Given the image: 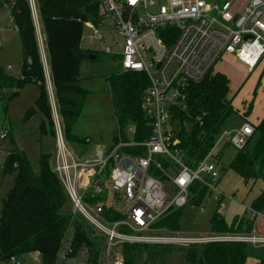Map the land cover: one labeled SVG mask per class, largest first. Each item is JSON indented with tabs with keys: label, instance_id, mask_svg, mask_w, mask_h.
<instances>
[{
	"label": "built area",
	"instance_id": "obj_1",
	"mask_svg": "<svg viewBox=\"0 0 264 264\" xmlns=\"http://www.w3.org/2000/svg\"><path fill=\"white\" fill-rule=\"evenodd\" d=\"M27 1L40 41L38 1ZM0 8L9 10V23L14 24L9 1L0 0ZM98 18L97 25L85 23L93 32L90 40L102 42L98 26H107L109 34L114 33L112 43L121 40L123 71L142 73L149 81L142 110L150 135L143 143L120 140L91 156L77 157L68 147L51 97L57 146L53 169L73 207L72 224L53 264H125L126 244L187 247L241 242L264 246V238L254 230L248 235L186 238L154 227L169 210L188 205L189 189L195 182L218 194L221 166L217 148L226 142L236 151L243 150L253 135L249 123L224 132L209 155L191 170L179 160L183 152L178 148L171 108L182 106L188 87L216 73L227 56L249 70L260 65L264 58V0H98ZM4 31L0 21V46L6 43ZM105 51L111 54L110 48ZM6 136L2 132L0 140ZM132 147H142L144 155L124 152ZM88 195L105 201L88 202ZM119 203L125 204L127 213L118 209ZM108 205L123 217L116 221L105 217ZM217 211L226 215L223 204ZM76 222L86 227V239H80ZM29 256H34L35 264H44L39 252L0 258V264H26Z\"/></svg>",
	"mask_w": 264,
	"mask_h": 264
},
{
	"label": "trees",
	"instance_id": "obj_2",
	"mask_svg": "<svg viewBox=\"0 0 264 264\" xmlns=\"http://www.w3.org/2000/svg\"><path fill=\"white\" fill-rule=\"evenodd\" d=\"M8 1L14 19L13 27L18 31L22 43V64L19 78L0 71V101L6 100L8 91H12L11 99L17 97L26 85H38L41 94L37 109L42 115L39 130L41 134H47L46 124L53 125V113L36 25L27 0ZM37 1L53 96L68 142L72 140L73 126L80 118L86 102L87 93L81 86L82 67L99 59L97 52L82 47L85 23L98 24V0ZM91 56L95 58L90 59ZM108 81L117 124L114 144L130 139L136 143L145 142L150 135L148 121L142 110L149 86L146 75L121 69L111 74ZM229 85L226 75L213 73L203 82L188 87L182 106L171 108L172 122L177 128L178 148L183 152V162L191 170H195L209 155L224 132L234 128L236 120H242L232 105ZM252 126L253 135L243 150L236 151L229 168L245 183L256 180L264 182V118ZM132 128L135 129L129 135ZM51 133L55 136L54 130ZM124 152L144 155L142 147L128 148ZM4 171L15 174V181L3 201L0 258L22 257L39 252L44 264H53L63 236L72 224L73 212L67 208L71 202L53 169L50 157L41 156L40 170L36 174L26 154L14 150L5 160ZM189 192V202L185 208H201L213 195L199 181L190 187ZM219 199L218 208L222 204ZM87 200L93 203L105 201L92 195H88ZM185 208L169 210L154 227L179 233ZM251 210L256 215L264 212V190L253 202ZM103 214L111 221L123 217L109 205L105 206ZM75 228L80 233V239H86L83 232L86 227L76 222ZM253 230L254 220L247 219L246 214L227 223L217 211L211 219L213 236L248 235ZM247 246L241 242H211L187 247L126 244L123 246V255L125 264H166L177 250L184 264H245Z\"/></svg>",
	"mask_w": 264,
	"mask_h": 264
},
{
	"label": "rangeland",
	"instance_id": "obj_3",
	"mask_svg": "<svg viewBox=\"0 0 264 264\" xmlns=\"http://www.w3.org/2000/svg\"><path fill=\"white\" fill-rule=\"evenodd\" d=\"M8 16L9 10L0 8V21L5 29L3 38L6 40V43L0 46V71L14 78H19L22 64V43L18 31L14 30L13 24L9 23ZM98 29L104 36L102 42L91 41L90 37L93 36V32L88 28L84 29L83 34L82 47L97 52L99 59L89 63V65L84 64L81 70L83 78L81 86L87 93L86 102L80 118L73 126L72 140L68 142L66 140L69 149L77 157H82L86 151L88 152L92 148L97 150L103 147H111L117 137V124L113 114L108 78L111 74L118 73L122 69L121 40L114 44L112 43L114 33L109 34L107 26H98ZM106 48L111 49V54L106 53ZM9 66L11 67L10 71L7 70ZM218 69H221V74L230 76L227 77L230 81L229 89L231 98L233 97V107L243 110L244 106H252L257 93V81H255L254 74L252 75L256 69L249 70L250 75L247 70H240L230 58H225L223 65ZM239 72H247L248 76L237 85L241 76ZM47 90L51 102L53 95L48 84ZM11 92L6 93L5 101H0V134L7 132L6 138L0 140V218L3 201L7 198L15 181V174H7L4 171L5 160L9 153L14 150L24 152L36 174L40 170L42 155L50 157L52 163L57 155L55 136L51 133L55 129L53 111V125L46 124L49 132L41 134L39 130L42 115L37 109V101L41 94V88L38 85H26L17 97L9 99ZM245 118L246 115H241L243 121ZM242 120H236L235 124H240ZM133 130H130L129 135ZM82 141L83 143H81ZM223 148L225 149L220 165L221 170H227L228 173L236 156V150L229 146L225 147L224 144L220 145L219 149L222 150ZM179 160L183 161V158L179 157ZM224 204L228 208L225 220L227 223H231L234 216L237 215L238 206L228 199H224ZM117 207L127 213L125 204L119 203ZM67 208L70 212L73 211L71 203ZM201 208L205 210L204 213H201ZM201 208L188 206L183 209L180 232H175L178 233V236L211 238L214 235L211 231V219L218 208L217 194L211 195L207 203ZM26 258V264H35L34 256ZM166 264H184V262L176 250Z\"/></svg>",
	"mask_w": 264,
	"mask_h": 264
},
{
	"label": "crops",
	"instance_id": "obj_4",
	"mask_svg": "<svg viewBox=\"0 0 264 264\" xmlns=\"http://www.w3.org/2000/svg\"><path fill=\"white\" fill-rule=\"evenodd\" d=\"M39 28H40V41L39 42H40V46H41L42 57L44 60V66H46L45 72H46L47 84L51 87V90H52L51 94L53 95V86H52V82H51V78H50V69L48 66L45 47H44V36L41 34L40 24H39ZM38 40H39V37H38ZM225 58H230V60H232L233 62H235L237 64V67L240 70H242V71L247 70V72L249 73V69H247L246 67H244L240 63H238L235 60V58H233L231 56H227ZM223 60L217 66L216 73L222 72L221 69H218V67L221 68V66L223 65ZM247 72L246 73L245 72L244 73L239 72L241 74V76H240V80L238 81L237 85H239L242 82V80L246 76H248ZM253 74L255 77V81H257V86H256L257 87V89H256L257 93H256V97L254 99V104L251 106L250 109L247 106H244L243 110L234 108L235 110H237L239 112L240 115H245L246 112L249 111V114L246 115L245 120L242 121L240 124H236L234 126V128L241 126L243 123H249L251 125H257L264 118V58H263L262 62L260 63V65L252 73V75ZM226 76H229V75H226ZM252 84H253V82H252ZM229 96L231 98V94ZM53 101H54V107H56L54 96H53ZM51 107H52V104H51ZM222 144H224L225 147L229 146L226 142H223L220 145H222ZM220 145H219V147H220ZM219 147L217 148L216 153L218 155L217 159H218V162L220 164L221 157L223 155L225 148H223L221 150V149H219ZM95 150H96L95 148L94 149L92 148L88 152L86 151V154H84L83 156H91L96 151H98L99 149H97L96 151ZM263 190H264V182L262 180H256L253 182L245 183L244 180H242L238 175H236L231 170H229L228 173H227V171H225L224 173L221 172V179H220V181L218 183V187H217L218 203L220 202L219 198H221V203L226 207V205L224 204V199H228L231 203H235L236 206H238L237 215L234 216L232 221L237 216H242V215L246 214L247 219L254 220V233L261 238H264V212L257 215L256 217H254V212L251 210V206H252L253 202L260 196V194ZM227 212H228V208L226 207V215H227ZM225 216H224V218H225ZM245 264H264V246L248 244L247 249H246V262H245Z\"/></svg>",
	"mask_w": 264,
	"mask_h": 264
},
{
	"label": "water",
	"instance_id": "obj_5",
	"mask_svg": "<svg viewBox=\"0 0 264 264\" xmlns=\"http://www.w3.org/2000/svg\"><path fill=\"white\" fill-rule=\"evenodd\" d=\"M95 57L94 56H91L90 59H94Z\"/></svg>",
	"mask_w": 264,
	"mask_h": 264
},
{
	"label": "snow or ice",
	"instance_id": "obj_6",
	"mask_svg": "<svg viewBox=\"0 0 264 264\" xmlns=\"http://www.w3.org/2000/svg\"><path fill=\"white\" fill-rule=\"evenodd\" d=\"M132 2L134 3V2H135V0H132Z\"/></svg>",
	"mask_w": 264,
	"mask_h": 264
}]
</instances>
